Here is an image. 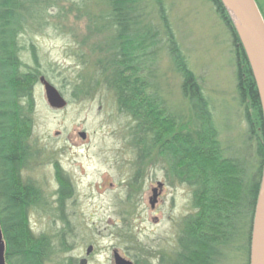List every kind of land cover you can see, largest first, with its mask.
<instances>
[{"label": "rangeland", "instance_id": "374dc122", "mask_svg": "<svg viewBox=\"0 0 264 264\" xmlns=\"http://www.w3.org/2000/svg\"><path fill=\"white\" fill-rule=\"evenodd\" d=\"M145 1L143 24L146 18L153 45L136 53L147 60L146 73L157 87L158 102L189 120L157 10L160 2L174 40L210 101L225 156L254 160L236 99L230 36L213 6L207 0ZM19 2L23 8L19 57L29 68H37L38 79L44 77L66 101L60 110L50 108L43 86L34 83L32 135L26 152L36 157L38 149L45 154L37 158L42 164L32 161L31 170L22 172L21 178L33 182L39 192L38 206L28 211L27 219L32 234L51 243L47 264H80L83 259L85 264H114V253L132 264L168 261L176 251L182 219L192 213L191 193L177 181L172 159L159 155L160 147L151 153L138 146L137 160L134 124L119 111L113 92L96 73L99 65L106 67L113 35L106 21V0ZM87 84L97 86L89 92ZM167 144L165 148L171 146ZM56 168L70 184L69 198L61 207ZM88 247L92 251L86 257ZM221 264H246V257L234 252Z\"/></svg>", "mask_w": 264, "mask_h": 264}, {"label": "trees", "instance_id": "16d2710c", "mask_svg": "<svg viewBox=\"0 0 264 264\" xmlns=\"http://www.w3.org/2000/svg\"><path fill=\"white\" fill-rule=\"evenodd\" d=\"M207 1L230 36L236 99L243 111L247 141L253 144L255 152L251 162L225 156L210 101L174 40L160 2L156 4L168 54L181 79V95L189 107L187 121L158 102L157 87L146 73L147 60L140 54L137 56V51L153 45L150 40L154 35L146 18L143 24L147 2L106 0L109 9L106 21L112 26L113 35L104 59L106 67L99 65L96 73L113 92L119 111L132 120L138 154V146L151 153L160 147L159 155L172 159L177 181L191 193L192 213L182 219L176 251L162 264H221L222 259L234 252L244 254L246 264L249 259L264 163L263 116L255 81L232 22L219 0ZM255 1L264 19V0ZM22 10L19 0H0V229L5 264H47L51 243L45 237H35L27 219L28 211L38 206L35 193L39 192L33 182L25 183L21 178V173L28 171L36 158L26 152V146L32 135V90L39 76L37 68H29L19 57ZM104 71H110L111 75L106 76ZM94 86L97 85L87 84L89 92ZM167 143L171 144L169 148H165ZM56 175L61 207L64 199L69 198L70 184L59 168Z\"/></svg>", "mask_w": 264, "mask_h": 264}, {"label": "water", "instance_id": "95a60500", "mask_svg": "<svg viewBox=\"0 0 264 264\" xmlns=\"http://www.w3.org/2000/svg\"><path fill=\"white\" fill-rule=\"evenodd\" d=\"M226 10L237 38L243 48L246 59L255 81L260 100L264 123V19L258 9L255 0H219ZM43 86L45 98L50 108L60 110L66 106V101L58 91L50 85L44 77L39 78ZM85 139V133L79 134ZM156 195H153L151 206L154 205ZM92 248L86 249L89 256ZM114 264H132L121 258L117 253L113 255ZM86 260L80 261L85 264ZM0 264H5L4 242L0 229ZM248 264H264V163L260 188L254 210L253 223L250 236Z\"/></svg>", "mask_w": 264, "mask_h": 264}, {"label": "flooded vegetation", "instance_id": "af4514ba", "mask_svg": "<svg viewBox=\"0 0 264 264\" xmlns=\"http://www.w3.org/2000/svg\"><path fill=\"white\" fill-rule=\"evenodd\" d=\"M36 150H38V149H36ZM41 153V154H40ZM44 154H45V151L43 150V151H41V152H38V154L36 155V160H34V164L33 165H35V163H37V164H39V162H38V160H37V158H38V156H41L42 155V157L44 156ZM136 157H137V160L140 158L139 157V154L137 155L136 154ZM42 163H40L39 165H41ZM161 186H159V188H160ZM158 196V195H157Z\"/></svg>", "mask_w": 264, "mask_h": 264}]
</instances>
